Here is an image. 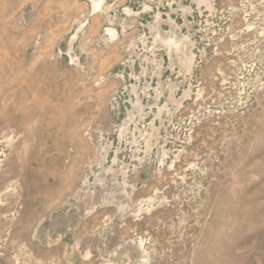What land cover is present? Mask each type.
Returning <instances> with one entry per match:
<instances>
[{
    "label": "rangeland",
    "instance_id": "374dc122",
    "mask_svg": "<svg viewBox=\"0 0 264 264\" xmlns=\"http://www.w3.org/2000/svg\"><path fill=\"white\" fill-rule=\"evenodd\" d=\"M0 264H264V0H0Z\"/></svg>",
    "mask_w": 264,
    "mask_h": 264
}]
</instances>
